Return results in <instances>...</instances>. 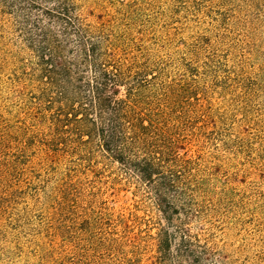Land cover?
Returning <instances> with one entry per match:
<instances>
[{
    "label": "rangeland",
    "instance_id": "obj_1",
    "mask_svg": "<svg viewBox=\"0 0 264 264\" xmlns=\"http://www.w3.org/2000/svg\"><path fill=\"white\" fill-rule=\"evenodd\" d=\"M75 3L86 23L123 20L135 40L166 63L169 75L186 76L182 67L193 73L205 109L181 132L180 151L192 182L200 185L196 197L211 208L204 225L211 264H264V82L257 77L264 69V0ZM10 11L0 0V129L34 126L29 111L35 106L28 94L19 93L27 90L20 77L30 54L21 17ZM20 11L48 25V16L38 10L24 5ZM40 157L38 149L31 152L32 163L14 180L21 186L18 197L0 213V264H61L64 257L69 264L117 262L114 251H91L87 234L61 239L62 217L54 213L52 195L67 175L78 178L93 190L82 201L103 217L91 235L115 236L121 234L113 223L117 213H150L147 187L116 164L95 176L75 152L55 154L47 162ZM191 229L196 231L194 224ZM142 241L132 253L141 264H153V249Z\"/></svg>",
    "mask_w": 264,
    "mask_h": 264
},
{
    "label": "trees",
    "instance_id": "obj_2",
    "mask_svg": "<svg viewBox=\"0 0 264 264\" xmlns=\"http://www.w3.org/2000/svg\"><path fill=\"white\" fill-rule=\"evenodd\" d=\"M6 1L10 13L21 17L30 54L20 77L27 90L19 93L28 94L35 109L29 111L33 127L0 129V213L18 197L21 186L14 180L32 163L33 150L45 162L75 152L95 176L116 164L141 182L151 207L145 215L117 213L113 223L119 235H91L103 217L81 198L93 190L67 175L52 195L63 241L71 234L89 235L91 251L119 256L108 264H141L131 248L142 240L153 249V264H211L213 251L204 232L211 208L196 197L200 185L192 182L180 151L181 132L205 109L193 73L182 67L186 76L169 75L166 63L138 43L123 20L86 23L75 0ZM24 5L47 15L48 25L22 13ZM257 77L264 82V69ZM61 264L69 263L64 257Z\"/></svg>",
    "mask_w": 264,
    "mask_h": 264
}]
</instances>
